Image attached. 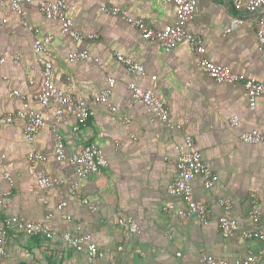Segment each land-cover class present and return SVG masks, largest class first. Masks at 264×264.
Returning a JSON list of instances; mask_svg holds the SVG:
<instances>
[{"label":"crops","instance_id":"crops-1","mask_svg":"<svg viewBox=\"0 0 264 264\" xmlns=\"http://www.w3.org/2000/svg\"><path fill=\"white\" fill-rule=\"evenodd\" d=\"M65 1L73 27L84 34H95L92 38L71 40L60 33L58 20L45 18L34 5L24 6V18L32 26L29 29L19 22L16 12L8 10V0H0V15L6 18L0 23V118L26 101L52 119V110L33 99L42 76L32 51L33 38L51 32L53 40L47 57L53 63L55 84L87 100L94 110L78 131L72 129L71 117L56 121L55 131L61 134L67 155L93 143L102 150L107 165L79 184L81 196L94 205L93 209L73 197L68 184L41 190L36 184L40 171L65 178L73 174L67 162L58 163L52 157V128L46 126L28 140L23 134V119L0 122L2 168L13 180L12 186H3L9 191L4 213L38 220L51 212L53 223L60 229H73L74 222L82 224L102 251L93 264H197L204 252L233 259L263 248L264 242L238 234L223 238L217 219L225 213L248 229L249 211L254 208L264 223V144H249L239 138L242 131L251 128L264 134V97L249 108L242 86L215 82L198 70L185 43L165 50L154 41L142 39L120 17L99 9L103 3L116 4L152 27L161 28L175 19L171 2ZM196 1L195 16L185 27L200 36L207 57L264 82V50L257 49L255 36V23L261 13L236 10L227 0ZM233 15L242 18V23L226 32ZM77 48L88 50L98 63L69 62L67 54ZM116 50L140 62L146 75L125 71L114 58ZM150 75L155 78L151 80ZM107 76L117 78L107 100L113 109L106 102L93 101ZM128 82L151 89L167 105L178 127L168 128L141 104L126 106ZM13 89L23 97L10 96ZM232 115L238 116L237 125L229 124ZM186 134L193 138L204 162L215 173L210 189L204 188L198 177L191 179L194 196L211 212L205 225L194 214L179 216L184 202L166 190L176 176L175 159ZM30 150L45 153L48 160L30 164L26 160ZM218 198L230 200L231 208L224 210ZM62 200L66 205L58 210L55 205ZM61 211L70 213L74 222L63 220ZM124 215L138 221L139 233H131L116 222ZM2 216L0 210V220ZM6 249L0 264H87L83 252L67 248L59 237L47 240L27 236L19 228L9 232ZM258 264H264V257L258 258Z\"/></svg>","mask_w":264,"mask_h":264},{"label":"built area","instance_id":"built-area-1","mask_svg":"<svg viewBox=\"0 0 264 264\" xmlns=\"http://www.w3.org/2000/svg\"><path fill=\"white\" fill-rule=\"evenodd\" d=\"M159 2H171L174 6L175 19L168 25L161 28L152 27L145 19L135 17L127 10L116 4L103 3L99 9L107 14L120 17L125 23L135 28L142 39L156 42L161 48L170 50L180 43H185L192 51V61L194 66L213 79L215 82L237 84L239 83L246 96L249 108L253 109L256 101L264 97V82L253 75H246L242 72L233 71L229 66L216 63L210 60L205 51V46L198 34L189 31L185 24L192 20L197 11L196 0H158ZM236 10L246 12H260L255 23V36L258 50H264V0H227ZM26 5H34L35 8L47 19L59 21V31L67 35L73 41H80L85 37H93L95 34H84L73 27L72 19L66 13L67 4L65 0H8V10L19 15V22L29 29L32 27L24 18ZM6 21L5 16L0 15V23ZM242 18L238 15L231 16L229 26L225 29L230 31L234 26L241 24ZM53 40V33L48 32L41 37H34L32 51L35 54L37 63L41 67L42 81L39 89L33 94V99L43 107L49 108L53 112L52 119L46 118L36 109L23 101L22 104L12 113H6L0 118V122L11 123L14 118H21L24 121L23 134L25 138L31 140L33 136L42 128L48 126L53 130L52 157L58 163L67 162L73 169V174L69 178L49 175L45 171H40L36 178V184L41 190H49L64 184H68L69 191L73 197L84 204H89L87 198L81 196L79 184L81 179L97 172L107 165L102 150L93 143L82 145L77 151L67 155L65 142L61 134L55 131V122L63 117L73 119L72 129L78 131L84 126L87 120L93 116L94 110L87 100H84L73 92L57 86L53 80V63L47 57L48 46ZM114 58L125 71L140 76L146 75L143 65L124 54L121 50L114 52ZM69 62L87 60L96 65L98 58L93 56L86 49H73L67 54ZM3 59L0 58V62ZM151 80L155 75L149 76ZM30 82H32L30 80ZM117 78L106 77V84L94 96L96 103L106 102L109 109H113L108 97L112 92ZM129 94L124 101L126 106L141 104L145 110L153 114L160 122L168 128L178 127L169 116L167 105L153 93L151 89L143 88L133 82L127 83ZM10 96L22 98V93L16 89L9 91ZM1 103V102H0ZM230 125H237L239 118L237 115L229 117ZM241 141L249 144H264V134L256 128L244 130L240 133ZM26 160L30 164L43 163L48 160L45 153L30 150L26 153ZM4 154L0 153V210L3 216L0 220V256L7 255V240L12 229H21L27 236H39L43 239H53L59 237L67 246L74 251L83 252L86 255V263L93 264L95 258L102 256V251L97 247L91 232L86 230L82 224L75 223L70 213L61 211L59 216L67 221L74 222L73 229H60L52 221V213L47 212L42 219L27 220L19 215L5 214V197L9 191L4 190V184L13 185V180L9 172L2 168ZM176 176L167 185V193L177 195L184 202L183 208L178 211L181 217L194 214L201 225L208 222L211 214L207 204L194 196L191 179L198 177L206 189H210L215 182L214 171L204 162L201 152L195 147L193 138L186 134L183 142L178 148L175 159ZM217 203L224 210L231 208L230 200L218 198ZM66 205L64 200L58 202L55 207L61 210ZM90 208L94 205L89 204ZM250 227L241 228L237 220L227 214H221L217 219V227L223 238H230L236 234L244 239L264 242V223L260 221L256 209L249 211ZM116 222L127 228L131 233H139L138 221L132 216H119ZM264 257V247L257 251H249L243 257L228 259L221 256H213L202 253L197 264H258V258Z\"/></svg>","mask_w":264,"mask_h":264}]
</instances>
